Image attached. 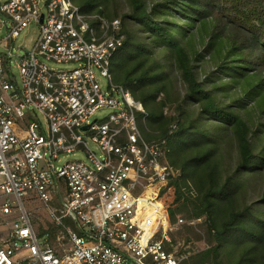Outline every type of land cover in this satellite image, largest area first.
<instances>
[{
    "label": "built area",
    "instance_id": "obj_1",
    "mask_svg": "<svg viewBox=\"0 0 264 264\" xmlns=\"http://www.w3.org/2000/svg\"><path fill=\"white\" fill-rule=\"evenodd\" d=\"M30 22L39 33L15 75L8 43ZM0 29V264H184L198 250L174 239L185 221L168 215L181 201L168 143L142 135L145 110L114 73L120 19L72 0H0ZM101 107L112 111L90 120ZM75 151L85 160L59 164ZM25 198L59 227L56 246L38 237Z\"/></svg>",
    "mask_w": 264,
    "mask_h": 264
},
{
    "label": "trees",
    "instance_id": "obj_2",
    "mask_svg": "<svg viewBox=\"0 0 264 264\" xmlns=\"http://www.w3.org/2000/svg\"><path fill=\"white\" fill-rule=\"evenodd\" d=\"M72 1L120 19L115 76L145 110L142 135L168 143L176 236L204 242L184 264H264V0ZM33 224L56 246L58 226Z\"/></svg>",
    "mask_w": 264,
    "mask_h": 264
},
{
    "label": "rangeland",
    "instance_id": "obj_3",
    "mask_svg": "<svg viewBox=\"0 0 264 264\" xmlns=\"http://www.w3.org/2000/svg\"><path fill=\"white\" fill-rule=\"evenodd\" d=\"M147 4L150 3V1L152 0H145ZM153 1H159V0H153ZM39 33V28L38 25L35 22H30L28 23L22 30L19 31L18 35L8 44L12 45L13 50H12V58H11V69L12 72L17 75V63H18V57L21 56L22 54H24V52H30L31 49L33 48V45L37 39ZM5 35L4 30L0 29V51H6L7 48L9 46L6 45V42L3 40V37ZM204 61H208V58L205 57ZM51 67L58 69V70H65L71 67V65L68 64H56V65H51ZM100 86L101 88H104L105 84H106V80L104 78H101L99 80ZM177 85L179 86L180 84L177 83ZM234 94H236L237 96H239V92H237L236 90L234 91ZM119 100H121L120 97H118ZM253 103H249L247 105V109L250 112H253ZM112 111L111 108L109 107H101L99 109H97L93 115L90 117V120L93 119H101L103 117H105L107 114H109ZM39 118L42 120L41 115H39ZM88 147L92 150H95V145L91 142L88 143ZM85 160V156H84V152L82 151H75L73 153H68L66 155H63L60 157V162L59 164L65 162V161H71V160ZM24 206L25 209L30 211V216L32 218L33 221H38L40 223H43L46 225L47 222H49V217L48 214L45 210V208L43 207L42 203L38 200H28V199H24ZM1 220V219H0ZM5 221H0V231L5 227ZM10 223V222H9ZM177 232V231H176ZM176 232L174 234V239L178 242H182L178 236H176ZM188 246V250H199L204 246V242L203 241H195V240H191L189 241L187 244ZM183 246V245H182ZM180 245V247H178L179 249H185L187 248V246L182 247Z\"/></svg>",
    "mask_w": 264,
    "mask_h": 264
},
{
    "label": "water",
    "instance_id": "obj_4",
    "mask_svg": "<svg viewBox=\"0 0 264 264\" xmlns=\"http://www.w3.org/2000/svg\"><path fill=\"white\" fill-rule=\"evenodd\" d=\"M86 127H87V125L83 126V128H86Z\"/></svg>",
    "mask_w": 264,
    "mask_h": 264
}]
</instances>
